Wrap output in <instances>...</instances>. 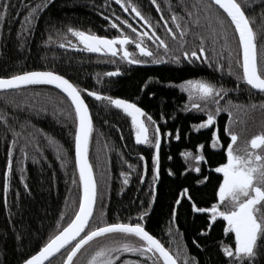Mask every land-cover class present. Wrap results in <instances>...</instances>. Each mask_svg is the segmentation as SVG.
Wrapping results in <instances>:
<instances>
[{
  "label": "trees",
  "instance_id": "16d2710c",
  "mask_svg": "<svg viewBox=\"0 0 264 264\" xmlns=\"http://www.w3.org/2000/svg\"><path fill=\"white\" fill-rule=\"evenodd\" d=\"M238 2L254 33L260 69L264 67V0ZM123 3L135 5L153 27L131 9L125 11ZM123 3L0 0V12H5L7 4L6 14L0 17V76L54 71L81 91L92 120L88 157L98 193L89 230L103 223H141L173 255L179 254L178 264H233L235 258L230 259L222 249L223 244L234 250L232 234L225 231L223 221L211 220V214L195 213L193 204L208 208L219 202L221 176L215 169L226 162L231 140L225 128L237 133L235 145L243 150L253 135L264 131V93L237 79V74H242L236 62L239 59L242 64L237 34L224 13L208 0ZM210 3L212 7H208ZM30 13L28 27L25 20ZM174 13L182 28L171 20ZM169 27L177 34L186 31L183 37L174 38L166 30ZM69 28L108 38L127 35L130 39L125 46L130 55L122 58L119 50L109 54L80 51L67 44L75 39ZM137 44L149 48L151 55L141 53ZM116 45L119 47L118 42ZM201 46L205 52H198L200 59L183 55ZM133 51L139 52L138 59ZM194 79L223 90L214 100L190 98L183 90L184 82ZM92 91L101 98L91 96ZM108 96L127 99L144 110L140 119L151 143L136 139L130 114L112 105ZM209 110L216 116L214 123L194 127L207 118ZM0 117V264H20L66 226L78 208L81 183L74 155L76 116L60 91L32 85L0 92ZM157 128L158 175L153 161ZM213 131L219 137L217 147H212ZM185 152L192 155L185 156ZM195 155L205 159L197 161ZM126 237L104 235L89 242L80 250L84 252L78 264H89L99 247L113 246ZM259 243L254 264H264V239ZM69 250L45 264H63ZM126 260L153 264L139 253L121 252L116 258L119 264Z\"/></svg>",
  "mask_w": 264,
  "mask_h": 264
},
{
  "label": "snow or ice",
  "instance_id": "6c2138e0",
  "mask_svg": "<svg viewBox=\"0 0 264 264\" xmlns=\"http://www.w3.org/2000/svg\"><path fill=\"white\" fill-rule=\"evenodd\" d=\"M121 3L124 0H120ZM130 2V0H129ZM155 4L156 0H152ZM216 6H219L224 10L227 17H230V23L234 25L235 32L238 33V43L242 48V64L237 59V64L242 67V74H237L238 80H243L251 88L264 92V67L258 69L257 54L254 44V33L250 26L249 18L246 16L241 4L238 0H213ZM5 12H0V17L6 14L7 4L4 5ZM208 7H212L210 3ZM132 12H135L137 17H140L150 28L153 26L149 23L136 6H132ZM35 11V10H33ZM125 11H128L125 8ZM190 14V13H189ZM171 20L176 22V27L182 28L179 23L177 14H173ZM32 14L30 13L26 17L25 23L28 27H31ZM125 24H128L127 20H124ZM165 25L168 21H164ZM221 25L224 21L220 20ZM115 27H119L115 25ZM131 27V25H129ZM175 38L177 35L183 37L184 31L182 30L177 34L173 28L166 29ZM69 32H72L75 36L79 37L80 41L88 47L90 50L96 52L107 51L109 53H116V43L125 45L129 41L127 35H117L112 38L106 36H99L96 34H90L88 32L69 28ZM153 32L155 29L153 28ZM146 33H141L143 37ZM157 41L161 45L165 44V41L156 37ZM203 40V37H201ZM225 39L227 36L225 35ZM135 43V41H133ZM141 53L151 55L149 48L137 44ZM199 53H204L205 48L201 46L198 51L184 52L185 57H191L200 59ZM130 55L128 49H123V57L128 58ZM207 59V56L203 57ZM179 60V57L176 58ZM133 63H142L146 61L133 60ZM159 62V61H156ZM231 72V68L229 69ZM119 72V69H116ZM114 73H109L112 75ZM47 82L53 85H57L59 89L66 93L70 98V102L74 105L75 115L78 118V124L75 129V159L79 169V180L82 185V195L79 198L78 210L75 211L74 217L66 226L51 235L50 238L36 251L33 255L29 256L23 261V264H42L47 258L52 257L55 253L59 252L65 247H69L70 251L67 252V258L64 260V264H70L73 257L77 254L87 242L93 240V238L100 237L105 234H113L120 232L124 234H134L135 237L141 238L138 243H132L129 240L116 245V246H103L99 247L91 256L89 264H113L116 258L121 252L125 253H139L141 256H147L153 260V264H159V260L163 258V264H178V256L173 255L169 248L154 235L150 234L141 223H103L101 226H97L88 229V225L94 216V204L97 198V185L93 177L92 166L87 159V147L89 141V135L92 130V120L89 114L88 105L85 103L81 96V91L77 86L70 82L65 76L60 75L54 71H25L19 74L11 76H0V89L16 88L21 85H27L30 83ZM183 90L187 91L190 98L215 99V95L223 89H218L213 83L201 79L188 80L184 82ZM88 91V90H84ZM91 96L101 98V94L92 91ZM106 99L120 109H123L125 113L130 114L133 125L136 126V139L139 141L143 139L144 143H151L148 139L147 128L144 121L140 119V114L143 113V109L138 107L135 103L130 102L127 99L113 98L111 96ZM192 107L199 108V105H192ZM220 109L217 108V111ZM216 116L209 110L207 118L200 122L199 125H194L197 128H204L212 125ZM3 119V117H0ZM151 119V118H149ZM225 131L230 136L231 140L226 148V162L221 163L216 167V172L223 174V179L219 183L218 197L219 202H223V206L217 202L213 203L207 209L198 208L195 204L193 207L197 211L211 213L210 219L215 220L217 217L224 218L227 221V228L234 232L235 247L234 250L228 246L222 244L223 252L230 259L233 260V264H254L257 259V253L259 251L260 240L264 239V131L253 135L243 150L237 148L235 142L238 140V135L235 131L226 127ZM155 146L158 149L160 145L159 129H156ZM212 147H217V141L219 137L217 132L212 133ZM202 147V146H199ZM11 149H9V156ZM185 156L192 155L190 152L183 153ZM195 160L202 161L205 159L202 155H195ZM158 160L157 156L153 157L154 164ZM9 169L11 167V159L8 161ZM199 171V168L196 169ZM154 173L158 175V164L154 167ZM8 173L5 172L4 189L8 188ZM185 191H187L185 189ZM143 216V213H141ZM158 253V255H157ZM185 260L187 257L185 256ZM119 264V261H116ZM124 264H140L139 261H124Z\"/></svg>",
  "mask_w": 264,
  "mask_h": 264
},
{
  "label": "water",
  "instance_id": "95a60500",
  "mask_svg": "<svg viewBox=\"0 0 264 264\" xmlns=\"http://www.w3.org/2000/svg\"><path fill=\"white\" fill-rule=\"evenodd\" d=\"M209 2H211L212 4H214L213 3V0H208ZM215 5V4H214ZM216 6V5H215ZM218 9H220L223 13H224V15L227 17V15H226V13L224 12V10L222 9V8H220L219 6H216ZM228 18V20L230 21V17H227ZM232 26H233V28H234V25L232 24ZM234 30H235V28H234ZM236 34H237V37H238V33L236 32ZM118 42V41H117ZM119 43V42H118ZM254 44H255V38H254ZM122 46V45H121ZM240 49H241V57H242V48L240 47ZM255 50H256V45H255ZM80 51H83V50H80ZM122 53H123V50H122ZM256 54H257V52H256ZM32 71H36V70H32ZM39 71H48V70H39ZM57 73V72H56ZM59 74V73H58ZM61 75V74H60ZM70 81V80H69ZM71 82V81H70ZM32 85H45V86H49V87H53V88H55L56 90H58V91H60L62 94H63V96H65L66 98H67V100L70 102V98H68L67 97V95H66V93H63V91L61 90V89H59L58 87H57V85H53V84H50V83H47V82H37V83H30V84H27V85H21V86H19V87H16V88H9V89H0V92H6V91H11V90H15V89H19V88H23V87H27V86H32ZM249 86V85H248ZM250 87V86H249ZM251 88V87H250ZM253 89V88H252ZM253 90H255V91H257V92H261V91H259V90H256V89H253ZM262 93H264V92H262ZM82 96V95H81ZM131 102V101H130ZM133 103V102H132ZM70 104H71V102H70ZM71 106H72V108H73V110H74V112H75V108H74V105H72L71 104ZM139 107V106H138ZM89 110V109H88ZM123 110V109H122ZM90 114V113H89ZM76 116V115H75ZM77 124H78V118L76 117V126H77ZM76 129V128H75ZM89 138H90V135H89ZM88 143H89V141H88ZM159 149V148H158ZM158 149L156 148L155 149V153H156V156L158 157ZM74 155H75V134H74ZM87 159H88V161H89V157H88V147H87ZM75 161H76V159H75ZM89 163H90V161H89ZM77 168H78V166H77ZM78 171H79V169H78ZM92 172H93V169H92ZM218 173V172H217ZM220 176H223V174L222 173H218ZM93 177H94V180H95V176H94V172H93ZM222 179H223V177H222ZM95 182H96V180H95ZM156 185V184H155ZM183 191H185V190H183ZM81 195H82V185H81ZM180 197L181 196H179V198H178V201L180 200ZM186 198H188V197H186ZM217 200H219V197H218V189H217ZM177 201V202H178ZM95 204H96V200H95ZM95 204H94V208H95ZM202 209H207V208H202ZM77 210H78V208H77ZM193 210H194V212L195 213H198V214H202V213H207V212H201V211H197V210H195L194 209V207H193ZM207 214H211V213H207ZM74 217V216H73ZM217 218H221V217H217ZM221 219H224V218H221ZM225 220V219H224ZM71 221V220H70ZM69 221V222H70ZM62 230V229H61ZM106 235V234H105ZM132 235H134V234H132ZM102 236H104V235H102ZM101 237V236H100ZM97 238H99V237H96V238H93V240L94 239H97ZM137 238H139V237H137ZM139 239H141V238H139ZM91 242V241H90ZM89 242H87L86 244H88ZM85 244V245H86ZM84 245V246H85ZM66 248H68V247H65L64 249H61L59 252H57V253H55L52 257H50V258H47L44 262H42V264H45V263H47L49 260H51L52 258H54L55 256H57L60 252H62L63 250H65ZM81 248H83V246L81 247ZM81 250V249H80ZM80 250H78V252L80 251ZM70 251V250H69ZM77 252V253H78ZM33 255V254H32ZM77 255V254H76ZM157 255H158V253H157ZM75 257V256H74ZM73 257V258H74ZM66 258H67V256H66ZM65 258V259H66ZM27 259V258H26ZM160 259H162L163 260V258L161 257ZM20 264H23V261L20 263ZM63 264H64V262H63ZM70 264H71V262H70Z\"/></svg>",
  "mask_w": 264,
  "mask_h": 264
},
{
  "label": "rangeland",
  "instance_id": "374dc122",
  "mask_svg": "<svg viewBox=\"0 0 264 264\" xmlns=\"http://www.w3.org/2000/svg\"><path fill=\"white\" fill-rule=\"evenodd\" d=\"M123 7H124V8H127V9H132V7H131L130 5L125 4V3H123ZM72 34H73V33H72ZM72 36H73V35H72ZM74 38H75V39H70V40L67 42V44H68V45H71V46L82 47L83 45H82V43H81L79 37L75 36ZM132 55H134V57H135L136 59H138L139 56H140L139 52H135V51L132 52ZM142 55H143V54H142ZM142 55H141V56H142ZM141 120L143 121V119H141ZM135 133H136V128H135ZM106 235H108V236L116 235L117 237H126V236H127L126 239L129 240V241L132 242V243H138V242L140 241L139 238L135 237V236L132 235V234L129 235V234H124V233H120V232H115V233H113V234H106ZM101 238H103V236L99 237V239H101ZM97 239H98V238H97ZM97 239H94V240H97ZM126 239H123L122 241H118V242H116L115 244L118 245V244L124 242ZM92 241H93V240H92ZM90 243H91V242H90ZM115 244H113V246H116ZM88 245H89V243L86 244L85 246H83V248L86 247V246H88ZM234 247H235V245H234ZM83 248H81V249H83ZM84 249H85V248H84ZM83 252H84V250L81 251V252L79 251V252L77 253V255H75V257L73 258L71 264H78V263H79V260H80V257H81V255H82ZM77 256H78V257H77ZM76 257H77V258H76ZM159 264H163V260H162V259L159 260Z\"/></svg>",
  "mask_w": 264,
  "mask_h": 264
},
{
  "label": "flooded vegetation",
  "instance_id": "af4514ba",
  "mask_svg": "<svg viewBox=\"0 0 264 264\" xmlns=\"http://www.w3.org/2000/svg\"><path fill=\"white\" fill-rule=\"evenodd\" d=\"M81 43H82V45H83L82 47H79L81 50H83V51H90V52H96V51H94V50H90V49H88V47H87L86 45H84L82 41H81ZM125 45H126V44H125ZM125 45H122V46H121V45L119 44V47L116 45L117 51L119 50V52H120L121 54H123V53H122V50L126 47ZM132 46H133V45H132ZM101 52H104V51H101ZM104 53H105V54H109V52H107L106 50H105ZM213 123H214V122H213ZM209 126H211V125H209ZM222 177H223V176H221V181H222ZM217 219L223 221V222H224V227L227 228V221H226V220L221 219V218H217ZM228 232H230V233L232 234V236H233V242H234V245H235L234 232H232L231 230H228Z\"/></svg>",
  "mask_w": 264,
  "mask_h": 264
}]
</instances>
